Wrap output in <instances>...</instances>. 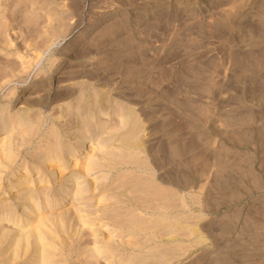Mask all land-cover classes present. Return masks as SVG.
<instances>
[{"label": "rangeland", "instance_id": "obj_1", "mask_svg": "<svg viewBox=\"0 0 264 264\" xmlns=\"http://www.w3.org/2000/svg\"><path fill=\"white\" fill-rule=\"evenodd\" d=\"M1 114L0 140L17 116L33 136L9 170L55 128L66 144L92 131L104 166L81 200L28 222L12 171L0 178L18 207L0 255L38 223L33 246L54 243L60 264H126L131 250L147 264H264V0H0ZM142 219L151 241L128 245L123 225Z\"/></svg>", "mask_w": 264, "mask_h": 264}, {"label": "bare ground", "instance_id": "obj_2", "mask_svg": "<svg viewBox=\"0 0 264 264\" xmlns=\"http://www.w3.org/2000/svg\"><path fill=\"white\" fill-rule=\"evenodd\" d=\"M33 94H28V97L32 96ZM11 116L12 115H0V117L3 118L2 120L4 121V123H8ZM21 117L22 116H17L11 121V133H3V136L0 140V178L2 179L3 177H6V174L12 171L11 178L9 184L6 187V190H18L15 195V202H17V205L19 203L23 204V209L21 211V216L23 217L21 221L28 222L29 219L33 217V213L39 210L42 205L47 206V209L66 211L67 204L65 203L67 201L70 203V201H74V199L81 200L84 194L87 193V187L85 185V182L81 179L88 175L96 174L100 169H102V167L104 166L102 162L104 154L102 152V147L94 144L92 131L87 130L83 134L82 140L76 141L75 143L71 142L66 144L65 141H63L62 139V136L59 132L60 130H55L57 129L55 128L50 132L49 135L39 136V138L37 139L38 148L33 157L35 158V162L30 163L29 161L25 160L23 166H15L11 170H9L10 167L15 165L14 161L16 160L14 159L20 152L21 147L25 146V143L29 141L33 142V136L30 138H26L24 136H20L22 134L21 131H19L20 133L18 131H15V123H17L18 120H21ZM19 136L20 138L18 139ZM47 173L49 174L48 177L46 176ZM32 174H35L36 176L32 177ZM37 184L39 185V187L36 188L34 185ZM56 184H60L62 186L60 191L64 192V195L58 197L54 201L53 197L56 192H54L53 187H57ZM154 190L156 192V189ZM152 195L154 196V193ZM72 197L74 198L72 199ZM17 212V206L15 207L8 203L6 198L0 199V241H2V238L6 235H9L11 232L10 230L7 231L3 229L1 224L2 220L6 219L11 221L12 219H14L15 215H17ZM38 222H40V220ZM144 222L146 221H143V224ZM129 223L127 226L123 225V227H131L130 229H128L129 242L124 239L127 244H143L148 243V241H151L149 237L151 232H148V229L151 230L150 225L149 228V226H146V224L138 226L139 224L137 222V225L134 222V224H132L131 222L130 224L134 225V227L132 228ZM160 224L159 226H161ZM37 225L38 223L29 227L27 230L21 232V234L18 235L19 238L16 237L18 239L15 240L21 241H19V243L14 241V243L8 245V248L3 250L4 256L2 254L0 255V262L2 264H31V262L36 261L38 255H40L39 260L35 264H60L59 259L56 257V246L54 243H39L40 245L36 244L35 246H33V241H31L32 238L34 239V241H39L43 240L45 236H47V230H44L43 225L40 224L38 227ZM101 226L105 227V230H113V227H110V225L107 223H104ZM116 230L114 229L112 234H110L109 232L108 235L106 234L105 243L110 244L114 241L113 237L115 236L114 233H116ZM21 250L27 253V259L29 258V261H17L18 259H21V256L23 254L22 251V254L20 255ZM118 250L116 251L118 252ZM162 251L164 253L165 250ZM144 255L145 254H143L142 256L141 254L136 253V251L131 250L128 251L126 255L122 254L120 257H122L121 259L125 261L126 264H147L146 258L148 257L145 258ZM59 256L62 257L60 253ZM61 259L62 258H60V261H62Z\"/></svg>", "mask_w": 264, "mask_h": 264}]
</instances>
